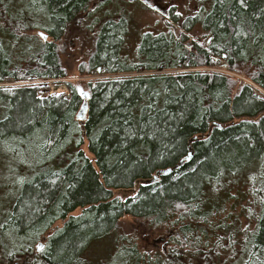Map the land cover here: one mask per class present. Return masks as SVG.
Here are the masks:
<instances>
[{
  "label": "trees",
  "instance_id": "obj_1",
  "mask_svg": "<svg viewBox=\"0 0 264 264\" xmlns=\"http://www.w3.org/2000/svg\"><path fill=\"white\" fill-rule=\"evenodd\" d=\"M92 1L0 0V83L65 78L62 39L70 26L86 27L81 16ZM198 2L192 16L171 8L163 20L167 27L145 33L134 60L124 53L126 21H100L88 72L147 73L87 83L83 121L76 117L83 102L77 84H67L68 97L47 96L46 83L0 88V155L29 158L34 165V175L0 220L7 264L18 255L30 258L25 243L32 245L77 208L81 214L47 239L41 264H97L82 253L122 216L159 224L180 210V233L204 250L222 244L226 232L238 238L240 216L254 219L237 263L264 264V97L243 83L235 90L237 81L225 74L195 70L245 69L244 77L264 91V0ZM196 26L207 36L204 46H188L182 37ZM159 70L170 72L150 73ZM84 141L94 162L81 150ZM166 169L134 196H112V190L132 188ZM226 203H244L239 216L234 210L224 214L229 225L212 220ZM136 258L130 250L117 264H137Z\"/></svg>",
  "mask_w": 264,
  "mask_h": 264
},
{
  "label": "rangeland",
  "instance_id": "obj_2",
  "mask_svg": "<svg viewBox=\"0 0 264 264\" xmlns=\"http://www.w3.org/2000/svg\"><path fill=\"white\" fill-rule=\"evenodd\" d=\"M198 6H200L198 0H93L89 3L87 12L81 16L86 23V27L80 29L78 25L70 26L62 39V49L58 55L59 62L65 72V78L42 82L6 80L0 83V88L31 83H46L47 93L45 94L47 96L64 95L68 97L70 94L67 87L68 83L77 84V90L81 89L85 93L87 92V83L96 79L127 78L128 76L145 74L147 72L135 71L118 74L88 72L86 64L93 50L94 33L100 21L106 18H121L126 21L128 30L127 35L124 37V53L128 60H134L144 34L149 32L151 34H159L167 27L166 21L164 22L163 20L166 15L169 16L171 8L182 16H192ZM174 30L175 36L180 39L181 32L176 27H174ZM33 33L36 35L38 33L45 34L43 32ZM182 37L188 38V42L186 41L188 46L191 43L204 46L207 42L206 34L198 26L192 28L188 33H184ZM195 70L225 74L235 78L234 80L237 81L235 90L240 85L239 83H243L252 86L257 95L264 97V91L250 82L248 77H244L242 72H245V69L239 70L238 74L227 70L225 67L196 68ZM160 72L169 73L170 70L150 71L152 74ZM81 150L89 160L94 162V157L88 152L87 141H84L83 145H81ZM33 168L34 165L29 158H19L17 156L2 157L0 155V220L5 211L16 203L15 200L18 194L24 190L28 179L34 175L31 173ZM162 171L165 170L158 171L147 179L137 181L132 188L114 189L112 190V196L121 200L130 198L135 195L140 185H145L153 177L157 178L155 182L157 183ZM221 202L222 199L220 200ZM243 206L244 203H234V205L226 203L224 211L216 215L212 220H215V222L224 221L226 225H229L231 221L227 220L224 214L229 215L234 210L236 212L235 215L239 216L238 213ZM81 212V208L75 209L64 220L56 221L32 245V242L25 243L27 248L31 246L30 258L29 254L26 256L18 255L13 257L9 264H41L42 252L49 236L56 230H60L69 217H76ZM181 212L182 210H180L179 214H171V220H163L159 224L148 219L124 215L116 222L115 228L108 236L96 240L88 246L82 253L83 260L90 262L99 261L97 264H117L118 260L128 257L130 250H135L137 258L133 260V263L137 264H144L143 260H147L143 259L144 255L149 257L152 264H155L157 258L166 261L165 263L159 261L160 264H238L237 258L244 254V250H247L248 244L244 245L243 242L245 236L255 228L254 219L249 220L246 215L240 216L239 221L235 224L238 226V238L232 239L226 232L221 236L223 239L222 244L217 245L213 250H204L200 243L196 244L193 237L186 239L180 233L179 225L175 223L179 215H183ZM212 220L210 218L209 221ZM212 222L199 226L201 228H209ZM219 235H222V233H219ZM239 239L240 241H238ZM1 250L2 248L0 247V264H7ZM171 255L176 258V263L170 259ZM153 257H156V259L152 260ZM36 258L37 260H34Z\"/></svg>",
  "mask_w": 264,
  "mask_h": 264
},
{
  "label": "water",
  "instance_id": "obj_3",
  "mask_svg": "<svg viewBox=\"0 0 264 264\" xmlns=\"http://www.w3.org/2000/svg\"><path fill=\"white\" fill-rule=\"evenodd\" d=\"M78 93L80 95V98L82 99V104L81 107L77 113V119L80 121H83L85 119V115L87 112V100L90 98V94L89 92H82L81 89H78ZM170 172V169H166L165 171H162L161 174H167ZM157 181L156 177H153L151 181H148L145 185L151 184V183H155ZM143 184V183H142ZM144 185V184H143Z\"/></svg>",
  "mask_w": 264,
  "mask_h": 264
},
{
  "label": "snow or ice",
  "instance_id": "obj_4",
  "mask_svg": "<svg viewBox=\"0 0 264 264\" xmlns=\"http://www.w3.org/2000/svg\"><path fill=\"white\" fill-rule=\"evenodd\" d=\"M240 3L243 4L244 3V0H240ZM38 247H41V246H38Z\"/></svg>",
  "mask_w": 264,
  "mask_h": 264
},
{
  "label": "bare ground",
  "instance_id": "obj_5",
  "mask_svg": "<svg viewBox=\"0 0 264 264\" xmlns=\"http://www.w3.org/2000/svg\"><path fill=\"white\" fill-rule=\"evenodd\" d=\"M126 193V192H125Z\"/></svg>",
  "mask_w": 264,
  "mask_h": 264
}]
</instances>
